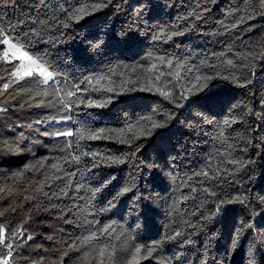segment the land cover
<instances>
[{
  "label": "trees",
  "instance_id": "trees-1",
  "mask_svg": "<svg viewBox=\"0 0 264 264\" xmlns=\"http://www.w3.org/2000/svg\"><path fill=\"white\" fill-rule=\"evenodd\" d=\"M52 2L73 8L79 7L81 0ZM252 3L254 0H113L112 5L86 15L78 23L69 21L67 28L57 24L50 34L45 33V40L35 45L33 53L43 57L60 73L56 76L58 83L41 84L42 77L33 75L0 95V108L8 109L0 112V189H5L0 193V212L3 213L0 225L9 229L10 235L11 229L28 218V223L24 224L25 236L30 233L34 237L17 250L14 257L17 264L37 261L51 264L59 259L58 249H67L77 237L97 231L113 220L117 225H114L116 231L112 233V239L102 234L80 252L70 251L63 264H98L99 260L104 264H126L134 244L145 246L138 264H203L205 258L208 264H249L253 255L257 264H264V246L260 243V238L264 237V204L260 200L264 196V58L255 61L254 75L251 65L231 68L223 63L224 59L233 58V52H243L249 45L259 52L260 45L264 44V16L258 15L236 28L224 26L231 25L241 15L246 16L248 5ZM142 5L145 14L139 29L124 36L122 33ZM203 8L209 11L203 13L202 20H178V17ZM230 12L235 14L230 15ZM177 23L181 29L187 26L183 35L167 41L152 39L154 32L161 28L171 31V26ZM97 40L103 41L99 48L93 46ZM149 52L153 58H148ZM221 52L227 57L218 58L217 54ZM157 56L174 57V65L176 60L185 63L186 68L180 69L179 81L174 75H167L174 73L175 67L170 69L161 64L155 59ZM152 63L157 64V69L149 70ZM237 63L247 62L238 60ZM10 67L0 65V76L12 79L5 71ZM188 68L191 72H187ZM160 71L166 75L155 81L153 77ZM217 72L234 74L239 83L231 76L227 80L213 79L202 92L184 101L182 108L165 99L153 87V84L163 87L170 81L168 88L176 93L180 91L179 85H187L195 75ZM85 76H103V79L98 83L94 79L88 84L83 81ZM245 78H250L252 83L242 87L240 83ZM4 82L0 80V85ZM74 85H79L78 91ZM173 85L177 86L173 88ZM22 88L29 91L22 92ZM109 88L112 91H108ZM55 89L63 91L55 92ZM45 90L47 96L35 95L36 91ZM69 90L76 91V96L68 98L65 93ZM61 97L70 101L79 97L85 102L92 99L107 103L103 107L76 103L71 111H61L57 102ZM169 113L171 118H168ZM52 116L57 119L71 116V120L48 122ZM149 116L165 124L152 128L151 134L146 135L150 122L144 118ZM205 116L212 123L206 122ZM233 116L237 117V122L225 128L224 135L230 137V143L241 147L251 140L245 159L251 158L253 163L235 177H226L219 182L197 177L185 187L184 181L193 169L203 166L205 158L217 149L224 151L219 138L220 122ZM37 119L46 120V123L35 124ZM29 124L32 127H28ZM129 124L134 127L124 135L132 141L130 145L115 139L78 140L41 134L62 128H70L73 132L80 128L119 129ZM68 143L72 147L64 151ZM83 151L115 154L123 157L124 163H101L89 169L85 166L91 163L88 157H83L84 163L80 165L63 162L62 158L69 153ZM38 161H44L43 165L27 170L28 165ZM58 162L67 172L76 171V176L72 178V189L66 196L49 199L38 191L41 184L43 191L51 195L67 181L64 172L51 168V164ZM17 172H22L23 176L15 178ZM107 181L110 183L101 187ZM77 183L79 191L75 190ZM210 184L215 188V196H206L202 191ZM125 185H132V190L119 198L115 208L102 211ZM98 187L101 190L93 195V190ZM191 187H196L197 191L192 193ZM242 193H247L246 204H226L219 216L203 219L211 214L220 199L227 200ZM184 196L189 199L182 201ZM174 201H179L176 209L172 207ZM257 212L260 214L256 215ZM65 220H71V223H65ZM250 220L254 228L247 229L240 246L230 252L235 230L241 222ZM118 225L123 226L122 233ZM179 229L190 235L194 243L183 244L180 237L166 238ZM117 233H121L119 239H115ZM49 236L53 239L49 240ZM160 241V247L144 258L147 247ZM105 243L115 245L111 261L108 251L103 257L98 256V249ZM85 251L90 255L82 259Z\"/></svg>",
  "mask_w": 264,
  "mask_h": 264
},
{
  "label": "snow or ice",
  "instance_id": "snow-or-ice-1",
  "mask_svg": "<svg viewBox=\"0 0 264 264\" xmlns=\"http://www.w3.org/2000/svg\"><path fill=\"white\" fill-rule=\"evenodd\" d=\"M113 4V0H81L79 7L67 8L64 7L63 4L60 3H53L52 0H0V65H11L10 68H5V71L8 72L9 77L12 79H6L3 76H0V80H5V82L0 85V95H3L10 86L14 85L15 83H19L25 77H32L34 74L37 77H42V80L39 81L41 84H49L51 81L53 84L58 83L56 80V76L60 75L55 68L48 63L41 56H36L33 53V48L36 44L43 42L45 40V33L50 34V30L55 28L57 24H62L63 27H69V21L79 22L80 20L84 19L86 15H92L96 11H99L103 8H107L109 5ZM118 6V5H117ZM9 10L11 11V15L9 14ZM209 11L208 8H203V10H193L192 12L186 14L183 17H178V20H188V19H195V20H202L204 19V12ZM238 11V9H237ZM145 14L144 6L142 5L138 10L134 13V18L132 22L129 24L128 28L122 33L124 36H128L129 33H132L139 29L141 22L143 21V17ZM230 15H234V12H230ZM264 16V0H254V3L248 5V14L241 15L238 19L232 23L231 25H224V22L221 21L220 23L225 27L229 28H236L240 24L246 23L249 20H254L256 17ZM55 22V23H54ZM146 23V21H144ZM185 29H181L179 23L174 24L171 26V31L168 29L161 28L158 31L154 32L152 35L153 40H161L164 38L165 41L172 39L174 36L183 35ZM102 40H97L96 43L93 45L96 48H99L102 45ZM229 52H232V49L229 48ZM218 55L219 57H227V54L221 52ZM233 58H226L223 60V63L231 68H238V67H249L251 65L250 70L252 71V75H254V66L255 61L257 59L264 58V44L260 45V51L257 52L252 45L247 46V49L243 52L237 51L232 53ZM148 58H153V54L151 52L148 53ZM156 60L160 61L161 64L166 65L168 68L175 67L176 71L174 73L170 72L167 75H174V78L179 81L181 79L180 76V69H185V63H182L180 60L175 61V65L173 64V60L175 58L167 59L164 56H157L155 57ZM246 61L247 63L238 64L237 61ZM19 61V63H15ZM214 65L210 66L213 67ZM157 69V64L152 63L149 65V70ZM111 70V69H109ZM187 72H191V69L188 68ZM166 75L163 71H160L158 75H155L153 79L155 81H159L162 76ZM231 78L239 83L238 78L235 77L234 74L230 75H221L219 72L215 74H197L189 80L187 85H179L180 91L174 93L172 89L168 88V84L171 83L170 81L165 82L163 87H156L153 84V87L157 92H159L165 99H168L170 102L176 104L177 107H184V101H187L190 96H194L199 92H202L204 88L207 87V83L213 79H229ZM99 82V79H103V76H85L83 78L84 82L91 84L93 80ZM200 81H204L203 84H200ZM151 82V81H150ZM252 83L250 78H245V80L240 83V86H247V84ZM199 84V87L197 85ZM177 85H173L175 88ZM76 90H79V85H74ZM95 90V89H94ZM151 90V89H149ZM22 92H28V89H21ZM55 92H61L63 89H55ZM108 91H112L111 88ZM36 96L44 95L47 96V91H36ZM68 98L76 96V91L69 90L65 93ZM35 97H33L34 99ZM61 108L60 110H68L71 111L73 104L76 103H87L88 107H103L107 103L105 100H92L89 99L86 102L79 97L76 100L70 101L65 100L64 97H61L57 101ZM28 103V101H25ZM43 104V101L39 102ZM193 103H198L197 101H193ZM191 106V105H190ZM23 107V104L20 105ZM7 108H0V112H7ZM251 111V109H249ZM171 113L168 114V118H171ZM204 116V113H201ZM144 119L150 122V128L148 131L145 132L146 135L151 134L152 128L163 127L165 122L164 121H156L152 117H145ZM67 120H71V116H63L57 119L56 116H52L50 121H54L56 123H62ZM205 120L208 123H212V120L209 117L205 116ZM237 122V117H229L224 119L220 122L221 128L219 133V138L221 140V144L224 146V151H220L217 149L215 153L210 154L208 158H205L203 166L199 167L198 169H193L192 174L187 177V180L184 181V186L188 187L189 182L195 180L197 177H202L204 180L208 181H221L226 177H235L237 174L244 171V169L253 161L251 158L245 159V156L248 152L249 147L252 145V141H246L245 145L241 147L239 144L230 143V137L224 135V129L231 127L232 124ZM35 124H45L46 120L37 119L34 121ZM28 127H32V124H29ZM134 125H127L126 128H119V129H105L100 128L98 130H90L87 128H80L76 132H73L70 128H62L57 129L55 131H44L41 133L44 136L52 137V138H69V137H76L78 140H97V139H115L119 143H127L131 144L132 141L128 139L124 133L126 131H131ZM37 131H39L37 129ZM114 133L115 135H110ZM138 138V137H134ZM71 143H68L67 146L63 149L67 151L68 148H71ZM139 147V146H137ZM15 151H19V149H14ZM239 153V155L237 154ZM83 157H88L91 160L90 164H85V166L89 169L99 166L101 163L105 164H121L124 163V158L115 154H108V153H100L98 151H83L79 153H69V155L64 156L63 162L69 165L76 164L80 165L84 163L82 160ZM99 158V159H97ZM215 161V163H214ZM44 161H38L35 165H28L27 170H33L37 167L42 166ZM228 165H232V167H228ZM51 168L55 169L57 172H64L67 176V181L63 186L59 187L58 192H53L51 195L48 192L43 191V184H41L40 188L38 189L44 196H48L49 199L52 196H55L57 199L60 198L61 195L66 196L69 190L72 189V178L76 176V171L67 172L61 164L53 163L51 164ZM23 176L22 172H17L15 174V178H20ZM61 177H53V179H60ZM251 179V177H249ZM201 183L203 181H200ZM107 183L110 181L105 182L101 187H106ZM51 187V185H49ZM101 187H98L93 190V195L96 192L101 190ZM80 185L77 183L75 190L79 191ZM132 190V185H125L122 187L116 194L113 196L112 200L108 202V207L102 209V211H108L111 208H115L116 204L119 202V198L126 193ZM5 189H0V193H3ZM197 191L196 187H191V192L195 193ZM202 191L205 193L206 196H215V188L210 184L208 187H204ZM9 194L10 191H9ZM195 199V197H192ZM26 199H31V197H26ZM182 201H187L189 199L188 196H184L181 198ZM261 203L264 204V196L260 197ZM248 202L247 193L239 194L235 197L230 199H220L215 208L212 210L209 216H204L203 219L210 220L219 216L224 209L226 204L231 203H241L246 204ZM179 201L173 202V209H176V205ZM52 207H57L56 205H52ZM14 210V209H13ZM260 213L257 212L256 215ZM0 215H3L0 212ZM61 215L63 216V210H61ZM254 219V218H253ZM65 223H71V220H65ZM28 223V218L24 219V221L17 225L15 228L10 230L5 228L3 225H0V264H17L16 259L14 258L17 254V250L21 248L23 245L27 244L29 241L34 240L32 234H28L25 236L27 229L24 227V224ZM114 225H117L115 220L111 221L108 224H104L99 227L97 231L90 232L86 236L77 237L76 240H73L71 244H69L67 249L64 250H57L60 252L59 259L57 261H52L51 264H63V259L65 256L68 255L70 251L80 252L82 247H86L87 245L91 244L93 241L100 239L102 234H107L109 239H112V233L116 231ZM121 229V233L123 232V226L118 225ZM195 227V225H193ZM254 228V223L252 220L248 222H241V225L235 230L232 241L230 244V252H234L241 244V238L243 233L249 229ZM111 229V232H110ZM121 233H117L115 239H119ZM177 237H180L183 244H192L194 241L191 239L190 235H186L182 229L173 230L171 235H168L166 238L170 240H174ZM49 240H52L53 237L49 236ZM67 243V241H65ZM260 243L264 246V237L260 238ZM162 241L156 242L151 246L147 247L146 253L144 258L147 256H151L154 251L160 245ZM145 249V246L142 244H134L133 250L131 251V258L126 264H138V260L140 258V253L142 250ZM109 252V261L112 259V255L115 253L116 248L114 244L105 243L103 247L98 249V256L103 257L105 252ZM90 253L85 251L83 253L82 259H86ZM206 257V254H205ZM34 264H43V261L34 262ZM98 264H104L103 260H99ZM168 264V262H165ZM203 264H208L207 259L205 258ZM249 264H257L255 256L253 255L249 259Z\"/></svg>",
  "mask_w": 264,
  "mask_h": 264
},
{
  "label": "rangeland",
  "instance_id": "rangeland-1",
  "mask_svg": "<svg viewBox=\"0 0 264 264\" xmlns=\"http://www.w3.org/2000/svg\"><path fill=\"white\" fill-rule=\"evenodd\" d=\"M19 63V61H17ZM35 75V74H34ZM51 82V81H50Z\"/></svg>",
  "mask_w": 264,
  "mask_h": 264
}]
</instances>
